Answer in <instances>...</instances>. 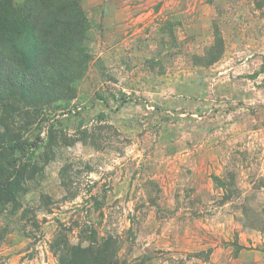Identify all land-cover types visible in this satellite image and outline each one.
Segmentation results:
<instances>
[{"label": "rangeland", "instance_id": "1", "mask_svg": "<svg viewBox=\"0 0 264 264\" xmlns=\"http://www.w3.org/2000/svg\"><path fill=\"white\" fill-rule=\"evenodd\" d=\"M79 5L88 59L69 95L0 86L2 141L27 143L0 150L25 171L0 201V264L91 241L118 264H264V0Z\"/></svg>", "mask_w": 264, "mask_h": 264}, {"label": "trees", "instance_id": "2", "mask_svg": "<svg viewBox=\"0 0 264 264\" xmlns=\"http://www.w3.org/2000/svg\"><path fill=\"white\" fill-rule=\"evenodd\" d=\"M86 31L87 20L79 0H22L18 4L0 0V86L10 78L21 103L40 99L48 105L66 98L88 59ZM2 140L0 135V150L7 154H23L27 149V143L20 139L10 143ZM29 146L36 147V141ZM24 177L23 164L12 172L0 167V201H13ZM90 244L71 247L61 255L59 264H118L106 244Z\"/></svg>", "mask_w": 264, "mask_h": 264}]
</instances>
